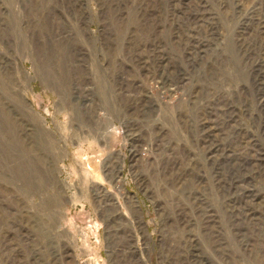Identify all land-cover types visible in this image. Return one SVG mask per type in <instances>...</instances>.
I'll return each instance as SVG.
<instances>
[{
    "label": "rangeland",
    "instance_id": "obj_1",
    "mask_svg": "<svg viewBox=\"0 0 264 264\" xmlns=\"http://www.w3.org/2000/svg\"><path fill=\"white\" fill-rule=\"evenodd\" d=\"M0 124V264H264V0H0Z\"/></svg>",
    "mask_w": 264,
    "mask_h": 264
},
{
    "label": "bare ground",
    "instance_id": "obj_2",
    "mask_svg": "<svg viewBox=\"0 0 264 264\" xmlns=\"http://www.w3.org/2000/svg\"><path fill=\"white\" fill-rule=\"evenodd\" d=\"M5 90H6V89H5ZM6 111H7V110H6ZM1 116H2V115H1ZM8 116H9V115H8ZM4 117H5V116H4ZM7 119H8V118H7ZM1 123H2V122H1ZM0 125H1V124H0ZM11 127H12V125H11ZM16 127H17V126H16ZM6 128H7V127H6ZM12 128H13V127H12ZM12 128L8 127L7 130L5 129V131H3L4 133L6 132L7 134L10 135L11 139L9 138V139H7V140H9V141L11 140V144H13V142H14L13 139L17 136V135H16V136L14 137V134H13L14 131H13ZM0 129H1V128H0ZM3 129H4V127H3ZM15 131H16V130H15ZM1 132H2V130H1ZM3 132H2V133H3ZM6 133H5V134H6ZM7 134H6V135H7ZM15 134H16V133H15ZM3 135H4V134H3ZM6 135H5V136H6ZM9 135H7L6 137H8ZM0 136H1V135H0ZM17 137H18V136H17ZM17 137H16V138H17ZM3 138H4V137H3ZM19 138H20V137H19ZM5 139H6V138H5ZM4 141H5V140H4ZM7 142H8V141H7ZM0 143H1V142H0ZM18 143H19V141H18ZM6 144H7V143H6ZM6 144H5V145H6ZM15 145H16V144H15ZM17 145L19 146V148H21V147H20V144H17ZM6 146H8V145H6ZM12 146H13V145H11V147H12ZM9 147H10V146H9ZM13 147H14V146H13ZM4 150H5V148H4ZM12 150H13V149H12ZM23 150H24V149H23ZM13 151H15V150H13ZM20 152H21V151H20ZM23 153H24V152H23Z\"/></svg>",
    "mask_w": 264,
    "mask_h": 264
}]
</instances>
